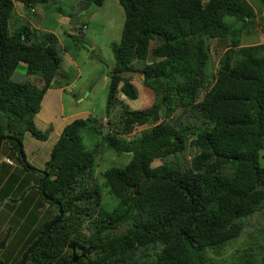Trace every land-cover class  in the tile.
Returning <instances> with one entry per match:
<instances>
[{
  "label": "trees",
  "instance_id": "trees-1",
  "mask_svg": "<svg viewBox=\"0 0 264 264\" xmlns=\"http://www.w3.org/2000/svg\"><path fill=\"white\" fill-rule=\"evenodd\" d=\"M49 1L0 0V140L11 138L18 154L26 133L46 141L51 131L34 119L59 76L63 50L55 35L20 21ZM118 3L124 24L112 46L105 114L72 121L53 146L44 183L38 178L33 186L56 211L44 229L54 225L23 264H264L263 244L240 249L229 263L207 254L253 231V217L264 219V43L241 45L255 28L264 34V0ZM212 41L224 50L215 72ZM20 64L31 80L14 81ZM128 70L141 72L151 102L145 108L124 103L139 99ZM138 128L135 138H124ZM82 133L95 139L94 150ZM105 151L129 158L103 172L117 200L112 209L102 204L94 176ZM155 160L161 164L152 167ZM43 230H34L26 249ZM72 243L85 250L76 263Z\"/></svg>",
  "mask_w": 264,
  "mask_h": 264
},
{
  "label": "rangeland",
  "instance_id": "rangeland-1",
  "mask_svg": "<svg viewBox=\"0 0 264 264\" xmlns=\"http://www.w3.org/2000/svg\"><path fill=\"white\" fill-rule=\"evenodd\" d=\"M249 1L252 2V0ZM258 2L257 6H259ZM257 6L253 4L256 13L258 12ZM15 8L20 12L18 3L15 4ZM35 10L36 14L28 13L26 19H20L21 23H28L35 29L55 35L63 50L62 60L64 58V62L61 64L60 69L63 72L62 68L64 66L67 75L65 73L59 75L51 87L61 85L65 88L63 103L65 109L68 108L69 99L74 98L76 101L75 106L79 109L89 111L94 118H102L105 114L110 81L108 75H103L104 67H107L109 71L113 68L112 46L120 41L124 24L123 9L120 7L118 0H103L101 5H96L94 2L89 4L87 0H50L47 4L38 5ZM253 19L257 21V14ZM254 32L255 34L243 36L242 46L264 43V34L256 28ZM216 46V41H212L211 61L213 65L210 66V70L213 72L218 68V60L224 52ZM68 56L75 63L74 65L67 66ZM124 76L130 78V82L139 91V99L137 102H129L120 95L119 97L132 109L148 106L151 103L150 96L142 85L141 72L128 70ZM13 79L19 83L31 80V77H27L25 74L24 64L18 66ZM177 114L178 112L175 113V115ZM160 115L163 116V110L160 111ZM171 118H167V120ZM104 119L107 120V118L102 120ZM102 120L101 122H103ZM104 122L106 123V121ZM158 122H161V120L156 123ZM45 130H49V128ZM140 130L138 128L130 135L124 136V138L132 140ZM81 136L86 149L94 150L95 139L92 141V138H88L84 133ZM34 140L33 142H35ZM48 141H50L49 138ZM33 142H31L32 147L36 144ZM8 146V141H4L0 154H3ZM123 152L119 156L114 152L105 151L96 158L94 176L102 190V204L107 209H112L117 204V200L108 194L103 172L113 166L123 167L126 165L129 158ZM10 158L16 165L14 168L7 167L5 164L0 166V234L3 235L1 229L5 222H7L5 225L8 224L14 227L5 247L0 249V261L5 264L17 261L31 243L32 238L29 236L31 234L29 227L32 228L35 224L36 229H38L43 222L52 221L51 219L56 212L48 203L37 202L38 195L35 186L38 184L39 177L31 174L26 169H21L17 152H12ZM160 164L161 161L155 160L151 165L156 167ZM33 183L35 186H33ZM22 219L27 221L23 223L25 224L23 228L17 231L16 227ZM262 221V224L258 223L257 216L253 217L251 222L248 220L254 226V230L251 232L255 233L250 235L251 232H247V235H242L221 250L219 255H213L210 252L207 254L219 262L229 263L237 256V252H241L240 249L248 247L254 249L258 247V244L264 245V234H259L258 239L256 238L259 228L264 227V219ZM22 244L24 248H21Z\"/></svg>",
  "mask_w": 264,
  "mask_h": 264
},
{
  "label": "crops",
  "instance_id": "crops-1",
  "mask_svg": "<svg viewBox=\"0 0 264 264\" xmlns=\"http://www.w3.org/2000/svg\"><path fill=\"white\" fill-rule=\"evenodd\" d=\"M67 61H68L67 66H72L75 64L72 62V59H70L69 56ZM63 62H64V58L61 64ZM62 70L63 72L60 69L58 74L62 75V73H65L67 75V70L64 66ZM64 96H65V88L61 85L50 87L43 96L40 110L36 114L34 122L36 127L40 130H45L47 128L51 130L50 136L48 137L50 141H48V139L46 141H38L35 139L34 140L35 142H33V138L29 135V133H26L22 138V147L20 149L21 154L23 155L24 162L22 163L18 160L21 164L20 166L21 169H24L25 163H28L34 168H41V169L44 168L45 163L49 160L50 152L54 144L59 139L64 127L76 119H85L89 116H92L89 111L81 110L77 106H75L76 101L74 98L69 99L70 103L67 105L68 108L65 109V106L63 104ZM31 142H33L34 144L36 143L35 146L32 147ZM12 152L15 151H13L9 145L4 150V153L0 154L1 155L0 159L2 160V162L3 159L5 158H9L10 160H12L10 158V154ZM3 164L5 163L4 162L1 163L0 166ZM5 165L11 168H14L16 166L15 163L13 166H9L7 164ZM22 196L23 194L21 195V198ZM37 202L41 203L39 199H37ZM21 221H27V220L22 219ZM33 227H35L36 230L37 226H35V224L33 225ZM29 229L31 231V227H29ZM29 236H31V234H29Z\"/></svg>",
  "mask_w": 264,
  "mask_h": 264
},
{
  "label": "flooded vegetation",
  "instance_id": "flooded-vegetation-1",
  "mask_svg": "<svg viewBox=\"0 0 264 264\" xmlns=\"http://www.w3.org/2000/svg\"><path fill=\"white\" fill-rule=\"evenodd\" d=\"M24 169H26V168L24 167ZM34 169H35V171H34ZM34 169L31 170V171L28 170V169H26V170H27L28 172H31V174H33V175H37L40 179H43V178H41V177H43V174L45 173V167L42 168V169H41V168H34ZM44 177L46 178V175H44ZM50 178L53 179L54 177H53V176H50ZM43 180H44V179H43ZM41 189H42V187H41ZM36 190H37V188H36ZM42 193H43V191H42ZM38 199L40 200L39 195H38ZM25 222H26V221H21V222L18 224V226L16 227L17 231H19L21 228H23V226L25 225V224H23V223H25ZM46 222H48V221L43 222L42 226L38 228V230H40V232L44 229V225L46 224ZM5 223H7V222H5ZM5 223H4V225H3L2 229H1V232H3V235L0 234V244H1L3 241L5 242L2 248L5 247V244H6L7 240L10 239L12 229L14 228L12 225H8V224L5 225ZM8 226H10V227H8ZM27 226H28V225H27ZM30 227H31V226H30ZM34 230H35V227H32V228H31V235L33 234ZM46 230H47V228H45V229L43 230V232H45ZM43 232H42V233H43ZM39 238H40V237H39ZM21 247H22V246H21ZM2 248H1V249H2ZM30 248H31V246H30L28 249H26L25 252L20 256V263H21L23 257L25 256V254L27 253V251H28ZM77 254H81V253L77 251ZM29 255H30V254H29ZM29 255H28V256H29ZM16 263H17V261H15V262H11V263H9V264H16ZM24 263H25V262H24ZM0 264H5V263H4L3 261H0Z\"/></svg>",
  "mask_w": 264,
  "mask_h": 264
},
{
  "label": "water",
  "instance_id": "water-1",
  "mask_svg": "<svg viewBox=\"0 0 264 264\" xmlns=\"http://www.w3.org/2000/svg\"><path fill=\"white\" fill-rule=\"evenodd\" d=\"M108 71H109V69L107 68V67H104V73H103V75L104 76H106V75H108ZM7 140L8 141H12V139L11 138H7ZM0 145H1V140H0ZM20 149H21V147L19 146V155H20V160L22 161V163L24 162L23 161V155L21 154V151H20ZM45 178V177H44ZM45 180V179H44ZM44 180H43V183H44ZM43 189H44V184L42 185V191H43ZM41 191V192H42ZM59 212H60V217H62L63 216V214H62V211H61V209H59ZM54 224H51L48 228H47V230L40 236V238H38L37 240H36V242L31 246V248L27 251V253L25 254V256L23 257V259H22V261H21V263L20 264H23L24 262H25V260L27 259V257H28V255L35 249V247L39 244V242L41 241V239L44 237V235L46 234V233H48L49 231H50V229L52 228V226H53ZM4 241L0 244V249L3 247V245H4ZM69 249L72 251V262L73 263H76L80 258H85V250L84 249H80L79 247H77L76 246V244L75 243H72L70 246H69ZM80 250V252H81V255H78L77 253H76V250ZM87 252H88V250H86Z\"/></svg>",
  "mask_w": 264,
  "mask_h": 264
},
{
  "label": "clouds",
  "instance_id": "clouds-1",
  "mask_svg": "<svg viewBox=\"0 0 264 264\" xmlns=\"http://www.w3.org/2000/svg\"><path fill=\"white\" fill-rule=\"evenodd\" d=\"M18 4L21 5L20 3H18ZM104 120H106V119H104ZM7 141H8V140H7ZM9 142H10V141H9ZM1 145H2V142H1ZM1 145H0V150H1ZM20 147H21V145H20ZM0 158H1V155H0ZM19 158H20V155H19ZM5 159H6V158H5ZM5 159H3V162H4ZM8 159H9V158H8ZM11 161H12V160H11ZM3 162H2V160L0 159V164L3 163ZM12 162H13V161H12ZM20 162H22V161H20ZM4 163H5V162H4ZM5 164H6V163H5ZM7 165H8V164H7ZM13 165H14V162H13ZM13 165H9V166H13ZM55 215H56V212H55ZM55 215H54V216H55ZM59 215H60V212H59Z\"/></svg>",
  "mask_w": 264,
  "mask_h": 264
},
{
  "label": "built area",
  "instance_id": "built-area-1",
  "mask_svg": "<svg viewBox=\"0 0 264 264\" xmlns=\"http://www.w3.org/2000/svg\"><path fill=\"white\" fill-rule=\"evenodd\" d=\"M4 162H5L6 164H8V165H13V162H12L10 159H8V158H6V159L4 160Z\"/></svg>",
  "mask_w": 264,
  "mask_h": 264
}]
</instances>
